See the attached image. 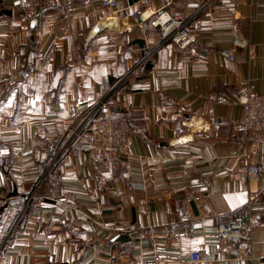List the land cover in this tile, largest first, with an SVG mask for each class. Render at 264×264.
Listing matches in <instances>:
<instances>
[{
  "label": "crops",
  "instance_id": "obj_1",
  "mask_svg": "<svg viewBox=\"0 0 264 264\" xmlns=\"http://www.w3.org/2000/svg\"><path fill=\"white\" fill-rule=\"evenodd\" d=\"M161 2L139 23L134 0H118V18L101 0L37 18L0 0V264H140L157 252L182 264H264V224L246 242L217 240L251 196L264 223V131L244 141L242 106L220 102L264 94V0H173V14L202 20L186 50L150 25ZM233 21L250 43L228 60L220 50ZM16 68L30 79L12 80ZM101 94L131 127L128 154L115 159L93 156L88 129L72 137ZM246 160L262 168L258 180L239 171ZM180 208L192 218L181 221ZM241 248L248 256L231 253ZM198 251L217 260L193 261Z\"/></svg>",
  "mask_w": 264,
  "mask_h": 264
},
{
  "label": "built area",
  "instance_id": "obj_2",
  "mask_svg": "<svg viewBox=\"0 0 264 264\" xmlns=\"http://www.w3.org/2000/svg\"><path fill=\"white\" fill-rule=\"evenodd\" d=\"M155 0H135L132 4H138L139 10L131 14L135 21H140L141 10L148 8ZM72 0H20L21 9L25 16L37 18L45 9L53 6L71 4ZM118 0H101L103 6L111 10L109 16L118 18L115 10ZM162 6L150 20V25L158 28L164 42H172L180 50H186L190 45L197 41L200 30L203 27L202 20L198 17L188 19L184 15L173 14L169 7L173 0H162ZM73 9V8H72ZM141 23V21L139 22ZM232 41L229 47L221 49L220 55L228 60H233L238 49H245L249 46V39L244 36L241 26L237 21L231 23ZM30 70L16 68L11 72V79L14 81H24L31 77ZM122 83L118 80L112 90ZM222 103H235L242 106V116L235 128L242 133L244 141H249L251 134L254 132L264 131V94H260L253 88H248L237 98H220ZM98 110L102 116L95 119ZM83 128L88 129L91 133L92 153L95 158L100 160L115 159L128 154L131 127L127 118L116 117L113 109L107 100V96L101 94L98 100V107H91L85 112L78 123L73 136L77 135ZM180 132L184 129L180 128ZM247 159H248V155ZM239 171L247 175L250 180H258L261 176L262 168L246 160L240 167ZM192 196L188 195V203ZM254 196L250 197L244 206L231 212L222 219L218 225L217 240L221 245L237 244L246 242L251 230L255 226L263 225L258 218L252 214L251 203ZM8 198L0 194V213L6 207ZM179 219L187 221L192 218V213L184 208H180ZM116 230L123 231L124 227L118 226ZM183 235V233H180ZM232 254H242L248 256V252L241 249H232ZM193 261H215V254H204L202 252H193ZM183 260L177 253L157 252L150 258L143 259L140 264H182Z\"/></svg>",
  "mask_w": 264,
  "mask_h": 264
},
{
  "label": "bare ground",
  "instance_id": "obj_3",
  "mask_svg": "<svg viewBox=\"0 0 264 264\" xmlns=\"http://www.w3.org/2000/svg\"><path fill=\"white\" fill-rule=\"evenodd\" d=\"M107 24V23H106ZM99 26V25H98ZM112 26V25H111Z\"/></svg>",
  "mask_w": 264,
  "mask_h": 264
},
{
  "label": "water",
  "instance_id": "obj_4",
  "mask_svg": "<svg viewBox=\"0 0 264 264\" xmlns=\"http://www.w3.org/2000/svg\"><path fill=\"white\" fill-rule=\"evenodd\" d=\"M135 1V0H134Z\"/></svg>",
  "mask_w": 264,
  "mask_h": 264
}]
</instances>
